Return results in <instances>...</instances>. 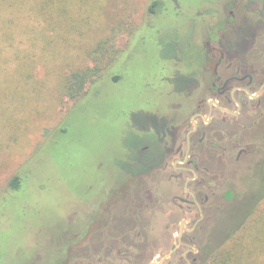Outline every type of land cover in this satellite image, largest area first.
Listing matches in <instances>:
<instances>
[{"label":"rangeland","instance_id":"374dc122","mask_svg":"<svg viewBox=\"0 0 264 264\" xmlns=\"http://www.w3.org/2000/svg\"><path fill=\"white\" fill-rule=\"evenodd\" d=\"M154 1L162 6L152 13ZM224 1L78 0L70 9L84 21L69 46L61 33L40 36L32 2L0 9V264H57L61 246L73 241L70 233L86 225L90 205L132 171L127 163L137 172L138 135L141 146L156 143L150 132L174 115L173 105L188 108L193 101L166 83L179 38L201 37L202 19L213 21ZM95 65L104 68L89 88L98 87L96 96L68 100L64 76ZM249 132L254 163L261 162L264 122ZM16 176L18 190L11 187ZM262 176L255 164L237 170V189L246 195L223 205L216 243L238 223L249 194L261 190ZM259 261L264 264V253Z\"/></svg>","mask_w":264,"mask_h":264},{"label":"flooded vegetation","instance_id":"af4514ba","mask_svg":"<svg viewBox=\"0 0 264 264\" xmlns=\"http://www.w3.org/2000/svg\"><path fill=\"white\" fill-rule=\"evenodd\" d=\"M219 4L213 21L202 19L201 37L179 38L166 79L192 103L173 105L174 115L150 132L156 143L141 146L138 135L137 172L127 163L132 171L90 205L57 264H205L207 246L220 243L223 205L245 198L237 170L255 164L263 172V191L247 205L264 193V158L254 163L249 136L264 122V0Z\"/></svg>","mask_w":264,"mask_h":264},{"label":"trees","instance_id":"16d2710c","mask_svg":"<svg viewBox=\"0 0 264 264\" xmlns=\"http://www.w3.org/2000/svg\"><path fill=\"white\" fill-rule=\"evenodd\" d=\"M78 0H0V9L4 11L24 7L32 2L29 13L40 25V36L46 40H51L53 35L62 34L61 41L71 43V35L77 32L76 24L81 21L76 18L71 6ZM83 4L91 3V0H80ZM160 1H154L151 12H156L157 7H161ZM166 8L163 12H167ZM12 15V13H11ZM31 17V14H30ZM5 20V18H2ZM80 20V21H79ZM80 31V30H79ZM49 33L52 36H49ZM80 33H84L80 31ZM100 49V48H99ZM105 56H103L104 58ZM102 58L96 59L101 62ZM104 68L101 65L82 66L71 70L63 78V91L65 96L73 103L83 101L96 96V88L89 90L93 85L100 83V78ZM31 76L30 74L28 75ZM121 77H115V82H119ZM94 94V95H93ZM24 177V176H23ZM25 178V177H24ZM23 179V178H22ZM22 180L16 176L11 181V187L15 190L21 188ZM263 191L262 188L260 192ZM262 193V192H261ZM264 193L249 202L243 211L237 224L227 226L226 235L218 246L212 248L207 246V261L205 264H259V258L264 253Z\"/></svg>","mask_w":264,"mask_h":264}]
</instances>
